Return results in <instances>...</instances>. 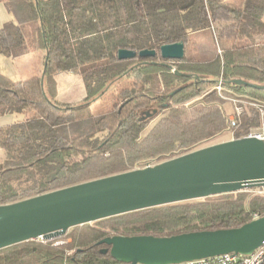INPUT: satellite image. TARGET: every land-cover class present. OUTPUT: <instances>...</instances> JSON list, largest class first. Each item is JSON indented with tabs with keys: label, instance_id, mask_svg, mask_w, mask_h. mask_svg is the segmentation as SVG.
<instances>
[{
	"label": "trees",
	"instance_id": "16d2710c",
	"mask_svg": "<svg viewBox=\"0 0 264 264\" xmlns=\"http://www.w3.org/2000/svg\"><path fill=\"white\" fill-rule=\"evenodd\" d=\"M0 2L13 17L0 27V54L44 53L42 78L14 80L0 71V115L33 110L30 117L0 126L5 153L0 204L178 156L227 128L232 138L243 137L262 122L249 103L264 105V89L234 80L264 86V0ZM202 29L216 40L207 59L187 53L190 34ZM179 41L182 58L161 57V45ZM122 48L154 49L156 55L118 59ZM69 71H78L83 81L79 103L54 99L55 75ZM107 93L111 109L93 114L91 101ZM222 96L239 101L234 128ZM251 189L136 210L44 241H22L0 249V264L115 263L108 252L100 253L105 245H97L106 236L238 227L264 215V193Z\"/></svg>",
	"mask_w": 264,
	"mask_h": 264
},
{
	"label": "water",
	"instance_id": "95a60500",
	"mask_svg": "<svg viewBox=\"0 0 264 264\" xmlns=\"http://www.w3.org/2000/svg\"><path fill=\"white\" fill-rule=\"evenodd\" d=\"M159 52L164 59H180L184 43L163 44ZM136 55L154 57L156 50L117 52L118 59ZM234 82L264 89L240 79ZM253 187H264V140L231 138L154 164L0 204V249L39 236L58 237L69 228L136 210ZM263 242L264 215L234 228L171 236L112 235L97 245H106L100 253L108 252L117 262L174 264L226 253L249 255Z\"/></svg>",
	"mask_w": 264,
	"mask_h": 264
},
{
	"label": "rangeland",
	"instance_id": "374dc122",
	"mask_svg": "<svg viewBox=\"0 0 264 264\" xmlns=\"http://www.w3.org/2000/svg\"><path fill=\"white\" fill-rule=\"evenodd\" d=\"M232 5H239L242 0H225ZM13 17L9 14L2 2H0V27L11 23ZM191 51L199 59H207L211 57L216 49V40L210 29H202L190 34ZM220 44H225L221 40ZM44 53L36 50L21 56L10 57L0 54V71L14 80H26L35 76H40L43 71ZM56 94L55 101L59 103H79L85 96L83 81L78 71L61 72L55 75ZM112 102L109 93L104 98L94 99L90 103L93 114H100L110 110ZM223 107L228 114L233 112V103L225 100ZM33 114L32 109H28L25 113H8L0 115V126L30 117ZM154 120L152 121V123ZM233 137L232 132L228 128L213 138L202 142L197 147L205 146L212 143L228 140ZM5 157L4 150L0 148V162ZM149 164L157 163L154 160L148 161ZM147 163V162H146ZM143 167V166H142ZM251 192L264 193V187H253Z\"/></svg>",
	"mask_w": 264,
	"mask_h": 264
},
{
	"label": "built area",
	"instance_id": "2783aa9c",
	"mask_svg": "<svg viewBox=\"0 0 264 264\" xmlns=\"http://www.w3.org/2000/svg\"><path fill=\"white\" fill-rule=\"evenodd\" d=\"M220 86H217V91L220 93ZM225 100H230L233 103V112L228 116V126L229 128H234L238 124V118L241 114V107L238 104V99L234 97L222 96ZM254 106L260 113L262 122L258 129L252 130L245 136H256L264 140V105L257 102L249 103ZM257 218V217H256ZM35 240L44 241L46 240L42 236L37 237ZM65 264H83V263H65ZM91 264H130V263H91ZM142 264V263H134ZM174 264H264V242L258 247L253 253L249 255H242L236 253H226L221 255H216L213 257L201 258L192 261H184Z\"/></svg>",
	"mask_w": 264,
	"mask_h": 264
},
{
	"label": "flooded vegetation",
	"instance_id": "af4514ba",
	"mask_svg": "<svg viewBox=\"0 0 264 264\" xmlns=\"http://www.w3.org/2000/svg\"><path fill=\"white\" fill-rule=\"evenodd\" d=\"M104 247H107L106 245Z\"/></svg>",
	"mask_w": 264,
	"mask_h": 264
}]
</instances>
